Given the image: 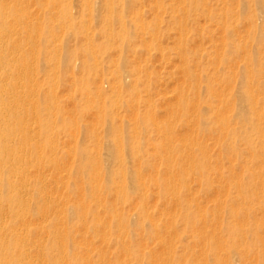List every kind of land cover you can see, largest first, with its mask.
I'll use <instances>...</instances> for the list:
<instances>
[{
  "label": "rangeland",
  "instance_id": "374dc122",
  "mask_svg": "<svg viewBox=\"0 0 264 264\" xmlns=\"http://www.w3.org/2000/svg\"><path fill=\"white\" fill-rule=\"evenodd\" d=\"M83 1L84 0H72V1L69 0L67 3L69 4V7L71 9L70 12L73 15L72 16L73 26L72 28L70 27L67 29L69 35L66 34L65 31L60 32L58 28L59 26H57L56 24H53L49 27L47 26L46 28H44V31L48 29L51 31L53 29L56 33H57V30H59L58 33L56 34L57 38H54V40L56 41H53L54 44L61 43L60 49L59 48L57 49L58 52L55 51L56 53L52 52L51 54H48L46 50H49V45L47 47H44L46 44L41 43L40 45L36 46L37 48L39 47L41 48V51H40L41 55L39 56L40 59L38 61L37 58H34L36 57L35 52H34L35 48H33L32 50L31 45H26V47L24 46L26 49V55L28 56V58L34 59L35 68H36V64L38 63L37 71L36 70H33V71H35L34 74H35V77L37 78L36 88L40 89V92L38 94H34L33 96H31V99L34 100V102H37L39 107L47 106L46 104H44L46 102L42 100V97H43L44 92L52 91L53 93H55L54 102L58 107L57 112L59 111L58 113H55V110H52V109L49 110V108H48L49 110L48 112L45 109L41 111L43 114V117L47 116V114L50 117V114H51L50 118H52L53 116V119L56 121L52 129L54 132L53 134L54 138H52V141L54 139L53 142L54 143L56 142V143H55L54 151L52 150L53 153L51 154V156H55V159L57 158L56 162L53 165L52 164L48 165L47 163L43 162L42 164L43 166L39 167L40 170L41 169L42 170L41 171L36 170L35 172L36 174L39 171L41 173L40 174L41 176L39 175L38 186L40 187V184H42L40 189L45 196V200H46L45 203L47 202L46 205L48 207L49 206L51 207V205L52 206L54 205L52 207V210L48 212L47 217L53 216V214L56 213V211H53V210H55L56 208L59 209L60 207L67 205L68 203L76 204L78 203V201L81 202L82 200L79 192H76L77 187H79L80 185V182H78L80 181V178H79V175L75 172V166H77L78 158H79L78 153L75 152L76 151L75 148L78 147V148L88 149V151L91 153L92 156L94 155L100 158L101 161H103V163H105V161L102 159L106 158L105 164H107V162L110 161L111 158L108 155L107 149H106L108 148V145L106 144L108 143L107 141L109 140L108 135H107L108 134V130H107L108 123H106L105 121H102V117L100 118V116H98L97 108H96L97 104L95 102H97L98 105H100L103 103V101L106 102V100L108 99H114V97L117 95V99L119 98L121 103H119L118 101H115V103H112L111 109L113 111V116L116 119L115 122L118 123V120L122 121L124 141L128 143V141L131 142L132 140H134L140 143V149L136 153L134 158L131 157V155L128 154L127 152L124 153V159L127 160V162L124 160V163L128 167L133 168L135 170H137L136 167L138 166V171L141 173V180L143 181L144 184H142V186H139L136 189L130 188L128 192L127 200L125 201H121V200L118 201L115 198L114 192L110 190L109 187H107L109 184H105L106 185L105 187L102 184V190L98 196V198L101 200V201L99 200L101 203L99 201L96 202L94 199H92L91 201L85 200V202H83V203H86V205L84 204L86 208L83 209L84 215H82V219L84 216L85 221H83L82 219L77 221L73 216L66 214V216L68 215L67 217L69 218L68 222H66V226L71 230L70 238L74 240L72 243L75 244V248H76V249L75 248L72 249V252L75 253L77 256L82 257L84 259L86 257L85 261L86 260L87 262L90 261L89 264H103V263L104 264H120V263L121 264H163V263L164 264H194V263H201V261L203 262V260H205L204 262L206 264L208 262L209 264H214L213 263L214 260H211V259L206 260V258L204 257L205 254L203 252H205V250H203V247L201 246L198 239L193 236V235H196V230L192 229V227H190L189 225L185 227L184 221L181 218V214L184 212V210L179 209V206L177 207V204L174 202L173 199H175V197L178 196V199L180 201V204L182 205V208L187 203L189 205L188 208L192 211H195L199 207H200L199 209L204 208V210H207V214H209V216H207L208 217L207 220L204 221L205 224L203 223V220H200L202 221L204 225L200 221H198L199 222L198 225L199 226L201 225L200 228L202 229L201 230L202 232L200 231V228H198L199 231H197V233L203 234V232L206 233L207 231L208 232L207 234H209L211 229H213V227L212 226L210 227L209 225H212L214 223L213 225L214 227L216 226L215 229L217 230L216 233L222 239L221 244H225L226 240H228L227 238L228 235L224 231V226L227 225L228 222L233 221L232 214L236 212L233 210L234 209L233 207L235 206L232 205V203L233 204L238 203L239 207L241 206L245 208V210L237 211V214H236L237 217L235 221L238 220L239 217L241 218L246 215L244 218H241V219L239 218L240 223H238L239 220L238 222L236 221V224L241 225V228L242 227L247 228V226L253 227V223H260L264 221V211L259 209L256 203L253 205H249L251 203H244L243 201L241 202L239 198L240 196L236 197L234 201L231 200V197L234 196L236 192L235 186L233 184V181L235 180V177L237 176L236 174L238 173L239 175L240 174L249 175L251 171L253 172H255L256 170L257 172L260 171V168L258 167V164L256 163V157L255 156L252 157L251 147L245 144L242 140H240V138H237V140L234 142L235 151H232L229 149L227 150L223 149L222 148L223 136L222 137L220 136L221 131L217 129L216 123L215 125H212L214 127V132L212 133H208V131H204L201 133L198 132L197 130L194 131L195 129L194 123L198 115V110H195L196 108L194 109L192 108L193 104L195 107V104L203 103L204 100L208 102V99L213 107H214V104H216L215 102H217L216 100H218V98L224 99V101L227 103L226 104L225 102H223L224 104L226 105L229 104L228 100L226 99H228V96H229L230 86L233 85V83H235V78L237 75L235 72L237 71L238 73L239 69L243 67L246 61L245 60L246 56H243V54H241L240 52L232 53V52H228L224 50L225 46H223L222 43H224L225 41L229 42L230 40H233L234 42L238 41L241 44L246 45L247 46L246 49L249 48L248 47L249 45L253 44L254 47L252 45L251 46L255 48V50L257 51L256 54L253 56V64L255 66L254 67L255 70H258V72L252 73L250 75L251 78L249 77L250 78L249 80L251 84H253L251 89L254 90L253 91V93L255 94L254 100L257 106L259 105L260 108L264 109V94H263L264 93V81H263L264 80L263 79L264 78V74H263L264 73V70H263L264 69V52H263L264 51V37L263 36H255V37L252 36L254 23L257 24V27L259 26L258 28L261 29L260 31H264V9H263L264 0H198L199 3L197 5V9H195V7L194 8L191 7L190 5L186 6L185 3L183 4V0L181 2L184 5V7L180 3V0H114L113 4L117 5L116 14H122L124 19L127 21L130 19H133L134 21V19H136L135 20L136 25H138V23L141 21V24L143 26L139 23L140 26L138 25V27L142 26L145 29L138 28L135 31L134 29H132V22H131V25L126 23L124 27H121L125 29L122 31V34L118 36L114 34V36L112 37L109 36L108 39L105 36H103V33H102L103 28L105 27L103 23V18L105 17V13L103 9L102 0H94V1L86 0V1H89L88 4H90L91 12H92V15H89V16L87 15V11L83 10V7H84V5H82ZM261 2L263 3L261 4ZM154 5H157V7ZM28 6H29L28 11L30 12V15H32L31 17L33 18L38 16L39 13H41L42 10L45 8L44 5L39 6V5L33 4L32 2H29ZM171 7L175 10H173ZM40 8H42V10ZM94 11L95 13H93ZM155 11L157 12L156 14H155ZM81 15H83V17H81ZM156 15L158 16L160 15V16L156 17ZM88 17L89 19H87ZM32 20L33 22H37L35 21L36 19L35 20L32 19ZM81 20H84V22H81ZM177 20L183 24L181 25V28L184 30H182L180 27L176 28V26L178 25ZM38 22H40V19L38 20ZM222 22L224 24H222ZM199 23L200 25H198ZM225 23H228L231 27L233 26L232 28L235 30V32L233 31V34L229 38H227V35L224 30ZM156 25L157 27H155ZM88 27L91 30H89ZM112 27L115 29V31L119 30L120 28L118 27V24L116 23H114ZM85 28H87L86 31L88 32V36L90 34H91L90 36H92L91 37L93 39L92 44H94L93 49L95 53L97 54V57H98L97 61L99 62V67H97L95 70L93 69L90 70L89 73L87 72L84 73V70L80 67L81 62L85 60L84 55H82V51H81L82 43H84L85 41L84 36L80 33L79 34L75 33L74 35L70 33L72 32V30L79 31V29L85 30ZM141 30H143V32ZM89 32L91 33L89 34ZM181 32H183V34ZM179 33L181 34V38H184L183 42H180L178 40ZM122 35H124L125 37V40L123 42L124 44L120 43V39ZM152 35L155 37V39L154 37H152ZM141 36L143 37L146 36V38L144 39H147L146 46L149 48V50L147 47L144 46L146 42ZM47 38H50V37H47ZM177 41H179L178 44H177ZM126 42H128L127 43L128 46H125L123 51L120 53L119 51L120 45H125ZM247 42H248V45H247ZM176 46L178 48H176ZM102 47H106L104 48L106 49L104 53L101 51ZM126 47H129V48L126 49ZM177 49H179V51L182 54L179 53ZM29 51H31V53ZM178 54H181V55H178ZM183 60L184 61L186 60V62H184L186 64L184 65L188 67L187 69H184L185 66L182 64ZM90 62H91L90 60H87V63H90ZM182 66H183V70H182ZM114 68H119L120 74L122 72L124 73L128 71L125 77H123L122 79L124 86L120 90L117 91V94L112 91V86L113 84H115L113 83V81L115 82V79L113 77V74H111L110 72H113L111 70L112 69L114 70ZM188 70L189 72H191L193 76H195L196 74V77H197V74L203 75L204 73H206L210 79V85L213 88V92H212L213 94L211 93L207 95L205 91L203 90V88H201L202 91H200L201 93L199 95L200 99H197L198 97L195 96L196 94L195 92L194 93L195 97L193 98V100L194 99L195 100L193 101L190 98L193 90L191 89V87L188 88V86L186 88V84H187L186 80L188 76V73H186V71ZM52 71L53 73L55 72L56 76L55 78H53L55 79L54 80L55 83L53 85H50L48 82V79ZM227 72L229 73L227 74ZM182 74H185V75H183L182 77ZM230 75L231 76L235 75V77L231 78ZM213 76L215 77V79H213L214 78ZM181 77L183 79L186 78V80L183 81ZM195 81H197V85L199 86L201 84L203 85V82H204V81H199V80H195ZM231 81L233 82L231 83ZM125 83H130V84L125 85ZM133 83L136 84L135 89H131L132 88L131 84ZM183 85H185L186 90L183 88L184 87ZM197 85H194V86H197ZM227 85L229 86L226 87ZM181 88L186 91L184 92L186 93V95L189 96L190 100H192V101L190 100L186 101L187 105H190L188 106V109L191 108V111L188 110V112L186 113L187 114L186 117L183 116V109L178 105V103H175L177 102V97H178L177 93L180 92ZM262 90L263 92H261ZM214 91H218V92H215L214 94ZM216 93L218 95V98L216 96ZM223 93L225 94L224 96H223ZM86 96L89 99L88 101L90 103H93L92 104L93 107L89 106V104L87 105L88 107L86 108L83 107V106H86V104L88 103V101L85 102ZM196 101L197 103H195ZM116 102H117V105H116ZM219 106L222 108L224 107L223 104L221 105V103L219 104ZM230 106L231 105L229 104V108L224 107L225 109L228 108V110H226V113L232 112V108ZM192 110L193 111L195 110L196 113L195 112L193 113ZM227 111H230V112H227ZM114 112H116L117 115H115L116 113L114 114ZM206 114H204V116H206ZM209 114L211 113L209 112ZM142 116H147L150 119L151 121L150 126L149 125L142 126L141 124L142 122L140 118ZM150 116L151 117L154 116L152 119L156 121L158 127L159 126L170 127V131H172L171 132L172 142L170 141L171 146L167 147V150L168 148L169 149L172 148L170 150V153H168L169 150L168 151L166 150V146L170 144H166L167 140L164 139V137H162L163 135L162 133L158 131V129L156 130V128L158 127L155 126V123H154L155 121H153L152 123ZM194 116L196 118L195 120L192 119V121L194 120V122H192L193 124H191L190 123L191 117L194 118ZM29 121H30V126L33 127L34 123H32L31 120ZM231 121L232 123L233 122L234 123L232 124ZM231 121H230L231 127L232 125L234 127H241V128L244 127L241 123H238L236 119H233ZM188 122L192 126H190V124L188 126L187 125ZM132 123H134V125L136 126V129H134L135 126L132 125ZM191 127H192V130H191ZM103 128L104 130L106 129L107 132L106 130L104 131ZM135 131L137 132V134ZM249 133L251 134L253 140L257 141L256 135H254L252 132H249ZM96 135L97 137H95ZM212 135L214 138L212 137ZM190 136H191V139L193 138L195 139L191 141ZM216 137L218 138V140L216 139ZM96 138H97V141H99L100 143H97V141H95ZM182 141L188 144L189 148L192 147L190 148V150L188 148L189 151H191V149L194 150L192 151V154L195 155L198 153L203 159V161L206 162L204 163L205 177H199L197 173H194L193 171L188 170V173L186 174V176L183 175V178L185 177L186 179L184 185H182L181 187L180 186L178 187V184L174 182V184L175 183L176 184L175 186L172 187V189H175L176 187L177 189L173 191H171V188L167 189V192H170V191L173 193L174 191L179 192L176 196L173 197L172 195H169L170 193L162 192L164 188H163V185H161L162 183L161 179L164 178V175L162 174H165L166 172L165 169L169 168V164L171 162L172 163L170 165L172 166L173 164L172 166L173 168L179 167V165H183V162H180L181 157H183L185 153L183 152L185 149L183 147L184 145ZM193 141L196 142L197 146L195 145V142ZM103 142H105V144H103ZM163 144L165 145L164 147H163ZM198 145L201 147V150L198 149L199 148ZM260 148L261 147L259 146V144H257V146L255 147V149H260ZM163 149H165V151ZM218 149L220 152L218 151ZM204 151L206 152V154L208 153L207 154L208 156H206ZM172 152L173 154L171 156ZM167 156L171 157L172 159L171 162H167L165 160ZM136 157L137 159H135ZM257 159H259V157ZM111 161L108 162V165L113 164ZM249 165H250V169L248 170L246 166L249 167ZM184 166H188V165L184 164L183 167ZM231 166L232 168H230ZM43 168H46V169H43ZM215 168L218 169L217 170L218 172L216 171ZM65 173H67L66 174L67 176L65 175ZM233 174H234V178L232 177ZM190 176H191V180L189 179ZM153 177H155L156 181L155 179H153ZM31 178L35 179V176H32ZM63 179H64V182H63ZM246 179L248 180L249 178H246ZM257 179L258 177L252 180H257ZM101 181L102 179L100 178L98 183L101 184ZM67 182L70 184L69 187L72 190H69L65 186V183ZM143 185L145 186L143 187ZM223 189H226V190H223ZM44 191H48L47 192L48 194ZM187 193L189 195L191 193V195L189 196L187 195ZM48 196L50 200L47 199ZM60 197L62 200H60ZM192 197L194 198L192 199ZM56 199L60 200V202L57 201ZM195 199L197 202H195ZM217 200L219 201L217 202ZM62 201H64L63 204H62ZM102 202H103V205H102ZM218 203L222 204L221 208H218L219 206ZM55 204L56 205L59 204L60 205V206L58 205L59 208ZM140 204L147 207V210H145L144 212L146 214L148 213V219L155 218L154 220H152V221H155L153 223L157 226V228L160 227L159 228L160 237L158 236L159 239L154 234V232H152L151 229H149V227L146 226L143 229L138 228L137 223L140 222L142 219H147V216H145V218L143 217L144 216L143 214L145 213H142V211L139 209ZM111 207H112V210H111ZM110 210L115 211V214L117 213L118 216L123 215L126 218L128 217L129 221L131 222L129 230H128L129 237L128 235H126V232H123L117 235L119 230L117 228L118 230L117 232L116 224L110 221V217L108 214ZM166 210L170 213L168 214ZM210 210L214 212L215 220H213V222L211 220L212 212ZM151 211H152V215H150ZM174 211H176V214L174 215L176 221H175V227H172V229L174 228V230H172L170 227L166 228V226L168 225V222L166 225L165 221L170 220L169 216L171 213H172L171 215H173ZM96 213L98 214L97 217L101 220H99L98 223L96 224L99 227V230L98 228H96L97 230L94 229L95 230L94 231L92 229H89L88 227L92 226L93 223L95 222L94 216H96ZM216 214H219V215H216ZM149 215L152 218H150ZM215 215L217 216V218L219 216L220 218L218 219L220 220H217ZM156 218H158V220H156ZM165 218L167 219L165 220ZM171 218H173V216ZM0 219L2 222V223L0 222L1 223L0 226L6 227L8 224L7 217L4 216L3 214V216ZM42 219L43 218L37 219L36 217H34V219L32 220V222L34 223L33 226L35 224H38V222L43 223L45 220L44 219L42 220ZM172 220L173 219H171V221ZM82 221L85 223H83ZM217 221L218 222L221 221L220 224L216 223ZM241 221H244V222H241ZM162 223H164L165 225ZM217 225H219L218 228H217ZM202 226L203 227L205 226L204 231H203ZM8 229L9 228L6 227L3 230L7 232ZM79 229L82 231L84 235L80 233L81 231ZM169 230H171V234L173 235L168 233ZM258 231H259V234L261 235L262 233L260 232L262 231L261 230H258ZM104 232H105V235H103ZM174 232L176 233V235L174 234ZM251 235L249 233L247 234L245 233L244 235H242L243 237L245 236L244 238H242L241 236L238 239L239 243L241 242L243 243V241L246 242V245L248 247V253L246 250L242 249V246L237 247V249L241 251L239 252L240 254L238 253L237 255L234 253H229V254L226 253L227 254L226 255L224 254L227 250L225 247L218 248V250L216 251L217 254L221 253L223 254V256H225L224 257L225 260L222 261L224 258L221 255L220 261L225 262V263L227 262L226 264H252V262L253 264H260L259 262H257L256 258H254V253H256L260 247L258 243L256 242V238L254 237V235L252 236ZM4 236L5 235H1V238H4L6 240L7 237L6 236L4 237ZM172 236L175 238L172 239ZM29 238H32L31 239L32 243L34 244L37 243L38 245L37 235L29 236ZM121 238L128 245L127 248L129 247L128 248L129 250H133L135 253H137V256H134V257L133 256L127 257L126 255L121 256L124 252L123 251L121 253L122 249L119 244L121 241ZM104 239L107 240L105 241L106 243L103 242ZM166 239L169 241L171 240L170 242L168 241L170 244L167 242ZM76 240H78V242ZM163 241H164V244L162 243ZM167 243L169 246H167ZM190 243L192 244L190 245ZM80 244L84 246H81ZM36 249H37L36 246H34V248L33 246H29L27 250L32 252L33 250H36ZM70 249L71 248H69V250ZM243 251H246V252H243ZM156 253H158L159 255ZM195 253L198 256H196ZM118 255H120L121 257ZM200 255H201V258L199 257ZM248 255L249 256L251 255V256L249 257ZM193 256L195 257V259H192L194 258ZM36 257L37 256L35 255V258ZM102 257H103V260H102ZM32 258L33 260H35L33 255H32ZM106 258L108 259V261H106ZM225 263H222V264H225Z\"/></svg>",
  "mask_w": 264,
  "mask_h": 264
},
{
  "label": "bare ground",
  "instance_id": "6f19581e",
  "mask_svg": "<svg viewBox=\"0 0 264 264\" xmlns=\"http://www.w3.org/2000/svg\"><path fill=\"white\" fill-rule=\"evenodd\" d=\"M68 1L69 0H0V218L3 216V214H4V216L7 217L8 224L6 227L9 228L8 231L5 232L3 229H5L6 227L0 226V264H89L90 261L89 262H87V260L85 261L86 257L84 259L82 257L77 256L75 253L72 252V249L75 248V244L72 243L74 240L72 238H70L71 230L66 226V222H68V219H69L67 216L68 215L73 216L77 221L81 220L82 215H84L83 209L86 208V206H85L86 203H83V202H85V200L91 201L92 199H94L96 202L99 201L100 199L98 198V196L102 190V184L104 187L106 186L105 184H109L107 187H109L110 190H112L114 192L115 198L118 201L127 200V196H128V192H129L130 188L136 189L139 186H142V184H144L143 181L141 180V173L138 171V166L136 167L137 170H135L133 168L128 167L124 163V160H125L124 159V153L127 152L128 154L131 155V157L134 158L136 153L140 149V143L138 141H134V140H132L131 142L128 141V143H126L124 141L122 121L118 120V123L115 122L116 119L113 116V111L111 109V106H112V103H115V101H118L119 103H121V101L119 100V98L117 99V95H116L114 97V99H108V100H106V102L103 101V103L100 105H98V103L95 102L97 104L96 108H97L98 116H100V118L102 117V121H105L106 123H108V128H107L108 134L107 135H108L109 140L106 138L108 140L107 141L108 143L106 144V145H108V148H106V146H105V148L107 149V153L111 158L110 161L112 160L111 162L113 164L108 165V162H110V161H108L109 159L107 160L108 161L107 164H105L106 158L102 159L105 161V163H103V161H101L100 158H98L94 155L92 156L91 153L88 151V149L78 148V147L75 148L76 149L75 152L78 153V155H79L77 166H75V172L79 175V178H80V181H78V182H80V185H79V187H77L76 192H79L82 200H81V202L78 201V203H76V204L68 203L67 205H64L60 208L58 207L59 204H57V205L55 204L59 209L56 208L57 209L56 210L54 208L55 210H53V211H56V213L54 212L55 214H53V216L47 217L48 212L50 210H52V207L54 205L53 206L51 205V207L50 206L48 207L46 205L47 202L45 203V201H46L45 196L40 189L42 184H40V187L38 186L39 175L41 174L40 171L42 170V169L40 170L39 167L43 166L42 165L43 162L47 163L48 165L49 164L53 165L56 162L57 158L55 159V156H51V154L54 151L55 143H56V142L55 143L53 142L54 139L52 141V138H54V135H53L54 132L52 129H53V126L55 125L56 121L53 119V116H52V118H50L51 114H50V117L48 114H47V116L43 117V114L41 111H43V109H45L47 112L51 109L55 110V113H58L59 111L57 112L58 107L54 102V94L55 93H53L52 91H47V92H44V94H43L42 100L44 102H46L44 104H46L47 106L39 107L38 103L34 102V100L31 99V96H33L34 94H38L40 92V89L36 88L37 78L35 77V74H34L35 71H33V70L37 71L38 63L36 64V68H35L34 67V59L31 58L33 60L32 61L30 58H28V56L26 55L25 47H26V45H31L32 50H33V48H35L34 52H35L36 57H34V58H37L38 61L40 59L39 56L41 55L40 54L41 48L40 47L37 48L36 46L40 45L41 43L46 44L44 47H47L49 45V50H46V52L48 54H51L52 52L56 53L55 51H57L58 48L60 49L61 43L60 44L56 43L57 44L56 45L53 42V41H56V40H54V38H57L56 34L60 30V32L65 31V33L69 35L67 29L70 27L72 28V26H73V23H72V19H73L72 16L73 15L70 12L71 9L69 7V4H67ZM85 1L86 0H84L83 4H82V5H84L83 10L87 11L88 16L92 15L90 4H88L89 1H86V2ZM181 1L182 0H180V3L182 4ZM29 2H32L33 4L39 5V6L44 5L45 8L43 10H42V8H40L42 10V12L39 13L38 16H36V17L34 16L35 18H33V17H31L32 15H30V12L28 11ZM102 2H103L104 13H105V17L103 18V23H104L105 27L103 28L102 33H103V36H105L107 39L109 36L110 37L114 36V34L117 36L122 34V31L125 29H123L121 27H124L126 25V23L131 25V22H132V29H134L135 31L138 28H140V29L144 28V27H142L143 25L141 24L140 20H139L140 21L139 23L142 26L138 27L139 23L137 22L138 25H136V23H135L136 19H134V21H133V19H130L127 21L124 19L122 14H116L117 5L113 4L114 0H102ZM159 3H160V1H159ZM184 3L186 6L190 5L191 7H193V8L195 7V9H197V5L199 2H198V0H183V4ZM257 3H258V1H257ZM262 3L263 2H261V4ZM70 4H71V2H70ZM92 4H94V3H92ZM154 6L157 7V5H154ZM183 7H184V5H183ZM173 10H175V9H173ZM93 13H95V11ZM156 13L157 12L155 11V14ZM159 16L156 15V17H159ZM81 17H83V15H81ZM31 18L34 20L36 19L35 21H37V22H33V20ZM39 19H40V22H38ZM87 19H89V17ZM156 19H158V18H156ZM156 21H158V20H156ZM81 22H84V20H81ZM183 22H184V20H183ZM114 23L118 24V27H120L119 30L115 31V29L112 27V25ZM177 23H178V25H177L178 27L176 26V28H179V27L181 28V25H183V24L179 21ZM53 24H56L57 26H59L58 27L59 30H57V33L53 29L51 31L49 29L44 31V28H46L47 26L49 27ZM222 24H224V23L222 22ZM157 25L155 27H157ZM198 25H200V23ZM65 26H67V27H65ZM184 26H185V24H184ZM54 27H55V25H54ZM232 27L228 23H225V25H224V30H225V33L227 35V38H229L233 34V31L235 32V30ZM258 27H257V24L254 23L252 36L253 37L263 36L264 37V35H263L264 31H260L261 29ZM64 28H66V29H64ZM88 29H89V27H88ZM86 30H87V28H85V30L79 29V31H73L72 30V32H70V33H72L73 35L75 33H78V34L80 33L84 36L85 41H84V43H82L81 51H82V55H84L85 60H83L81 62L80 67L84 70V73L85 72L89 73L90 70H92V69L95 70L97 67H99V62L97 61V58H98L97 54L95 53V51L93 49L94 44H92L93 39L91 38L92 36H90L91 32H89L90 35L88 36V32ZM89 30H91V29H89ZM182 30H184V29H182ZM141 31L143 32V30H141ZM181 33L183 34V32H181ZM150 34H152V33H150ZM237 36H236V38H237ZM47 37H50V38H47ZM141 37H143V36H141ZM152 37H154V36L152 35ZM144 38H146V36L143 37V39ZM178 38H179L178 40L180 42L184 41V38H181L180 33L178 34ZM154 39H155V37H154ZM124 40H125V37H124V35H122V37L120 39V43L124 44L123 43ZM144 40H145V42L147 41V39H144ZM247 40H248V38H247ZM179 41H177V44ZM227 42L228 41H225L224 43H222L223 46H225V48H224L225 51L232 52V53L233 52H237V53L240 52L241 54H243V56H246V58L245 57L244 58L246 61H248V62L245 61L243 67H241V69H239L238 73H237V71L235 72L237 74V75L235 74L236 75L235 83H233V85H231V83L233 81H231V83H230L231 86L229 88L230 89L229 90V96H228V99H226V100H228V103L231 105L230 107L232 108V112L226 113V110H228V108H229V104L226 105L227 103L224 101V99L218 98V95L216 93L218 100H216L217 102H215L216 104H214V107L209 102V99H208V102L204 100L203 103L195 104V107L193 104L192 108L193 109L196 108L195 110H198V115H197V118L195 116H194V118L191 117L190 123L193 124L192 122H194V120L196 118V121L194 123L195 124L194 131L197 130L200 133L204 132V131H208V133L214 132V127L212 125H215V123H216L217 129L221 131L220 136L221 137L223 136L222 148L225 150L229 149V150L235 151L234 142L237 140V138H240V140H242L245 144H247L248 146L251 147L252 157L253 156L256 157V163L258 164L260 171L257 172V170H256L255 171L256 173H255V172L250 170L251 172L249 173V175H247V174H240L239 175L237 172H236L237 174L234 173L237 176L238 175L239 176L237 177L235 175L236 177H235V180L233 181V184L235 186L236 192H235L234 196L231 195L232 196L231 200L234 201V199L236 197L240 196L239 198H240L241 202L243 201L244 203H251L249 205H253L256 203L258 205V208L261 209L262 211H264V109L260 108L259 105L257 106V104L254 100V95H255L253 93L254 90L251 89L253 84H251V82L249 80L251 78L250 75L252 73L258 72V70H255V68H254L255 66L253 64V56L256 54L257 51L255 50V48H253L254 47L253 44H251L253 47L251 45H249L248 46L249 48L246 49L247 46L244 44H241L238 41L234 42L233 40H230L228 43ZM127 43L128 42H126L125 45H120V47H119L120 53L123 51L125 46H128ZM146 45H147V42L144 46L147 47ZM247 45H248V42H247ZM180 46H182V45H180ZM104 48H106V47H102V50H101L103 53H104V51H106V49H104ZM128 48L129 47H126V49H128ZM176 48H178V47L176 46ZM148 50H149V48H148ZM177 50L179 51V49H177ZM29 52L31 53V51H29ZM179 53H181V52L179 51ZM160 54H161V52H160ZM181 54H178V55H181ZM52 57H53V55H52ZM120 59H122V58H120ZM87 60H90L91 62L87 63ZM182 62H183L182 63L183 65L186 64V63H184V62H186V60L185 61L183 60ZM187 68L188 67L185 66L184 69H187ZM134 69H136V68H134ZM182 70H183V66H182ZM111 71H113L110 73L113 74V77L115 79V82L113 81V83H115V84H113V86H112V91L117 94V91L120 90L124 86L122 79H123V77H125V75L128 71H126L124 73L122 72L123 74L122 73L120 74L119 68H114V70L112 69ZM186 73H188L187 80H186V78H184V79L182 78L183 75H185V74H182L181 78L183 79V81L184 80L187 81L186 82L187 83L186 88L188 86V88L191 87V89L193 90V92L190 90L192 92V95L190 97L192 100L195 96L198 97L197 99H200L199 95L201 93L200 91H202L201 88H203V90L205 91V93L207 95L211 94L213 92V88L210 85V79L206 73H204L203 75L197 74V77H196V74H195V76H193L191 74V72H189V70L186 71ZM228 73L229 72H227V74ZM235 75L234 76L230 75V76L232 78V77H235ZM55 76H56L55 72L53 73V71H52L51 74L49 75V79H48V82L50 85H53L55 83L54 82L55 79H53V78H55ZM213 79H215V77ZM195 80L204 81L203 85L202 84L200 86L197 85V81H195ZM126 84H130V83H125V85ZM131 85H132L131 89H135L136 84L133 83ZM194 85H197V86H194ZM183 86H184L183 88L185 89V85H183ZM228 86L229 85H227L226 87H228ZM185 90H183L182 88L180 89V92L177 93L178 94L177 102H175V103H178V105L183 109V116L186 117L187 116L186 113L188 112V110L191 111V108L188 109V106H190V105H187L186 101L190 100V98L188 95H186ZM195 92H196V94L194 96ZM215 92H218V91H214V94H215ZM261 92H263V90ZM224 93H223V96L226 94V93L225 94ZM257 93H258V91H257ZM84 96H85V94H84ZM101 98H102V96H101ZM88 100L89 99L86 96L85 102H87ZM192 100H190V101H192ZM223 102H225L226 104H224ZM254 102H255V104H254ZM195 103H197V101ZM220 103H221V105L223 104V106L225 108L226 107H228V108L225 109L224 107L223 108L220 107L219 106ZM258 103H260V102H258ZM88 104H89V106L93 107V105H92L93 103H90L89 101L86 104V106H83V107L84 108L88 107L87 106ZM191 104H192V102H191ZM116 105H117V102H116ZM134 107H135V105H134ZM48 108H49V110H48ZM171 109H172V107H171ZM195 110L194 111L192 110L193 113L195 112ZM176 111H177V109H176ZM50 112H52V111H50ZM171 112H173V111H171ZM209 112L211 114H209ZM227 112H230V111H227ZM115 113L116 112H114V114ZM131 113H132V111H131ZM204 114H206V116H204ZM115 115H117V113ZM192 115H194V114H192ZM148 116H149V114H148ZM188 116H190V115H188ZM153 117H151L152 123H153V121H155L154 119H152ZM140 118H141L142 126H145V125L150 126L151 121L147 116H142ZM172 118H174V117H172ZM192 119H194V120L192 121ZM233 119H236L238 121V123H241L244 127L243 128L234 127L233 125L231 127L230 124L232 123L231 120H233ZM29 120H31V122L34 123L33 127L30 126ZM230 121H231V123H230ZM154 123H155V126L158 127L156 121ZM190 123L188 122L187 125L189 126ZM191 124H190V126H192ZM132 125H134V123H132ZM104 128H106V127H104ZM104 128H103V130H104ZM193 128H194V126H193ZM134 129H136V126L134 127ZM157 129L160 133H162V135H163L162 137H164V139L167 140V143L166 142L165 143L170 144V141L172 142V140H171V137H172L171 132L172 131H170V127L159 126L158 128H156V130ZM107 130H106V132H107ZM189 130H190V128H189ZM191 130H192V127H191ZM249 132H252L254 135H256L257 141L253 140V138ZM136 134H137V132H136ZM95 137H97V135ZM162 137H161V139H162ZM197 137H199V136H197ZM212 137H213V135H212ZM194 139L195 138L191 139V136H190L191 141ZM216 139L218 140L217 137H216ZM95 141H97V138L95 139ZM193 142H195V141H193ZM97 143H100V142L97 141ZM184 143L185 142H183L184 146L183 145L182 146L185 149L183 151L185 153H184V156L181 157L180 162H183V165L186 164L188 166L183 167V165H179V167L173 168L172 167L173 164H172V166L170 165L172 163L171 157L167 156L165 158V160L167 162H171V163L169 164V168L165 169V171H166L165 174H162V175H164V178L161 179V182H162L161 185H163V188H164V190L162 192L170 193L169 195H172L173 197L176 196L179 192L174 191V193H176V194L171 192V191L177 189V187L175 189H172V187L175 186L176 183L178 184V187L179 186L181 187L182 185H184L186 179H185V177L183 178V175L186 176V174L188 173V170H191L194 173H197L199 177H205L204 163H206V162L203 161V159L201 158V156L198 153L195 155L192 154V151H194V150L191 149V151H189L190 148H192V147L189 148L188 144H186V143L184 144ZM198 143H199V141H198ZM103 144H105V142H103ZM257 144H259V146L261 147L260 149H255ZM195 145H196V142H195ZM164 146L165 145L163 144V147ZM169 146H171V144L166 146V150H167V147H169ZM188 148H189V150H188ZM171 149L168 148V150H169V151L167 150L168 153H170ZM198 149L201 150V147L199 146ZM163 150L165 151V149H163ZM206 150H208V149H206ZM218 151H219V149H218ZM172 154H173V152L171 153V156H172ZM205 154H206V152H205ZM207 154H206V156H208ZM258 157H259V159H257ZM219 158H220V156H219ZM248 158H249V156H248ZM135 159H137V157ZM176 159H178V158H176ZM125 161L127 162V160H125ZM248 163H249V161H248ZM56 167H57V165H56ZM246 167L248 168V170L250 169V165H249V167L248 166H246ZM254 167H256V166H254ZM230 168H232V166ZM43 169H46V168H43ZM36 170L37 171L40 170V171L37 172V174H36L35 173ZM62 170H63V168H62ZM217 170L218 169H216V171ZM233 172H235V171H233ZM53 173H54V171H53ZM53 173H52V175H53ZM34 174H36V175H34ZM66 174L67 173H65V175ZM234 174L232 176L233 178H234ZM54 175H56V174H54ZM32 176H35V179H32L31 178ZM217 177H219V176H217ZM232 177H230V178H232ZM257 177H258L257 180H252V179H256ZM100 178L102 179L101 184L98 183ZM246 178H249V179L247 180ZM153 179H155V177H153ZM189 179L191 180V176ZM221 179H223V178H221ZM155 181H156V179H155ZM63 182H64V179H63ZM174 182H176V183L174 184ZM65 186L69 190H72V189H70V187H69L70 184L68 182L65 183ZM144 186L145 185H143V187ZM226 186H227V184H226ZM155 187H156V185H155ZM170 188H171V191L167 192V189H170ZM223 190H226V189H223ZM44 192L47 193L48 191H44ZM67 193H68V191H67ZM188 193H187V195H189ZM219 194H221V193H219ZM190 195H191V193H190ZM215 196H217V195H215ZM61 197H63V196H61ZM61 197H60V200H62ZM193 198L194 197H192V199ZM47 199L50 200L49 196L47 197ZM196 199H195V202H197ZM60 200H57V201L60 202ZM173 200L177 204V207L179 206V209L184 210V212L181 214V218L184 221L185 227L187 225H189L190 227H192V229L196 230V235H193V236L198 239L201 246L203 247V250H205V252H203V253L205 254L204 257L206 258V260H210V259L214 260V262H213L214 264L225 263V262L220 261V257H221V255L223 256V254H221V253L217 254L216 251L218 250V248H224L225 247L227 250L224 254L234 253L237 255L239 252H241V251H239V249H237V247L242 246V249L246 250L248 253V247L246 245V242L243 241V243L242 242L239 243L238 239H239V237H241L245 233L246 234L249 233L250 235L251 234L254 235V237L256 238V242L258 243V245L260 247L256 253L253 252L254 258H256L257 262H259L260 264H264V221H262L260 223H253V227L247 226V228H244V227L241 228V225L236 224V221L238 222L240 217L236 221H235V219L237 217L236 216L237 211L245 210V208H243L241 206L239 207L238 203L237 204L232 203V205L235 206V207H233L234 208L233 210L236 212H234L235 214L234 213L232 214V220L233 221L228 222V224L224 226V231L228 235V237H227L228 240H226L225 244H221L222 239L220 238V236L217 235V233H216L217 230L215 229L216 226L214 227V225H213L214 223L212 225H209L210 227L212 226L214 229V230L211 229L209 234H207L208 233L207 231H206V233L203 232V234L197 233V231H199L198 228H200V226H201V225L200 226L198 225V223H199L198 221L203 220V223H204V221L207 220V218H208L207 216H209V214H207V210H204V208L199 209L200 208L199 207V208H197L199 210L196 209L197 211L196 210L192 211L188 208L189 205L187 203L182 208V205L180 204L178 196H176L175 199H173ZM218 201L219 200H217V202ZM63 202L64 201H62V204H63ZM171 202H172V200H171ZM236 202H238V201H236ZM218 204L220 206V207L218 206V208H221L222 204L221 203H218ZM102 205H103V202H102ZM172 205H173V203H172ZM194 205H196V204H194ZM119 207H121V206H119ZM89 209H90V207H89ZM139 209L142 211V213H145L144 211L147 210V207L140 204ZM172 209H173V207H172ZM111 210H112V207H111ZM111 210L108 214L110 217V221L112 223L116 224V230H117V228L119 230V232L117 230L118 234L117 233L116 234L119 235L120 233L126 232V235H128V232H129L128 230H129V227L131 224L128 217L126 218L123 215L118 216L117 213L115 214V211H111ZM113 210H115V209H113ZM200 210H202V211H200ZM176 211H178V210H176ZM176 211L173 212V215H171L172 213L170 214L171 217L173 216V218H171L169 216L170 220L167 221L166 220L167 218H165V220H166L165 224L166 225L168 222V225L166 226V228L170 227L172 229V227H175V221L176 220H175L174 215L176 214ZM210 211L212 212V219L211 220L213 222V220H215L214 212L212 210H210ZM166 212H168V211L166 210ZM169 213L170 212H168V214ZM242 213H243V211H242ZM66 214H68V215L66 216ZM219 214H216V215H219ZM143 215H144L143 216L144 218H145V216H147V219H142L140 222H138L137 223L138 228L143 229L144 227L147 226V227H149V229H151L152 232H154V234L157 237L158 236L160 237V235H159V231H160L159 228L160 227L157 228V226L153 223L155 221H152L155 218L154 219H148V213L147 214L145 213ZM150 215H152V211H151ZM150 215H149V217H150ZM216 215H215V217L217 218ZM97 216H98V214L96 213V216H94L95 222L93 223L92 226L88 227L89 229L97 230L96 228H98V230H99V227L96 224L101 219H99ZM34 217H36L37 219L43 218L45 221L43 223L38 222V224H35L33 226L34 223L32 222V220L34 219ZM244 217H241V218H244ZM84 218L85 217L83 216V219H82L83 221H85ZM150 218H152V217H150ZM218 218H220V217L218 216ZM218 218H217V220H220ZM130 219H131V217H130ZM171 219H173V220L171 221ZM156 220H158V218H156ZM254 221H256V220H254ZM258 221H259V219H258ZM0 222H1V219H0ZM200 222L202 223V221H200ZM220 222L221 221H219V222L217 221L216 223L220 224ZM241 222H244V221H241ZM83 223H85V222H83ZM238 223H240V220ZM162 224H164V223H162ZM218 226L219 225H217V228H218ZM73 227H75V226H73ZM204 227H203V231H204ZM172 230H174V228ZM201 230L202 229L200 228V231ZM258 230L262 231V232H260V233H262L261 235L259 234ZM208 231H209V229H208ZM77 233H78V231H77ZM80 233H82V231ZM168 233L171 234V230H169ZM107 234H108V232H107ZM174 234L176 235L175 232H174ZM1 235H5L7 237V239L5 240L4 238H1ZM32 235H34V236L37 235L38 245H37V243L34 244L31 242L32 238H29V236H32ZM103 235H105V232L103 233ZM171 235H173V234H171ZM171 235H169V236H171ZM101 236H100V238H101ZM38 237H39V239H38ZM128 237H129V235H128ZM159 237H158V239H159ZM244 237L242 236V238H244ZM173 238H175V237L172 236V239ZM70 239H72V240H70ZM166 240H165V242H166ZM76 241L78 242V240H76ZM105 241H107V240L104 239L103 242H105ZM168 241L169 240H167V242ZM103 242H102V244H103ZM31 243H32V245H31ZM82 243H84V242H82ZM143 243H144V241H143ZM162 243L164 244V241ZM168 243H167V246H169ZM192 243H190V245ZM92 244H93V242H92ZM119 244H120V247L122 249L121 253L124 251L121 256H125V255L127 257L128 256H133V257L137 256V253H135L133 250H129L128 249L129 247L127 248L128 245L126 244L125 241L122 240V238H121V241ZM29 246H33V248H34V246H36L37 249L33 250L31 252V251L27 250L29 248ZM81 246H84V245H81ZM90 246H92V245H90ZM102 247H104V246H102ZM69 248H71V249L69 250ZM219 250H221V249H219ZM84 251H85V249H84ZM246 251H243V252H246ZM156 254H158V253H156ZM156 254H154V255H156ZM32 255L34 256V258H35V255L39 258L36 257L35 260H33ZM195 255H196V253H195ZM242 255H243V253H242ZM118 256H120V255H118ZM196 256H198V255H196ZM199 257L201 258V255ZM224 257L225 256H223V258ZM104 258H105V256H104ZM242 258H243V256H242ZM192 259H195V257ZM102 260H103V257H102ZM128 260H129V258H128ZM180 260H181V258H180ZM224 260H225V258L222 261H224ZM106 261H108L107 258H106ZM153 261H154V259H153ZM204 261L205 260H203V262L201 261V263H194V264H206ZM251 261H252V259H251ZM100 262H102V261H100ZM235 262H236V260H235ZM207 264H209V262ZM252 264H253V262H252Z\"/></svg>",
  "mask_w": 264,
  "mask_h": 264
}]
</instances>
